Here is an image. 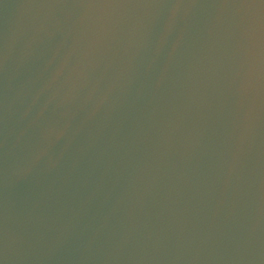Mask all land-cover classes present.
I'll return each mask as SVG.
<instances>
[{
	"label": "water",
	"instance_id": "water-1",
	"mask_svg": "<svg viewBox=\"0 0 264 264\" xmlns=\"http://www.w3.org/2000/svg\"><path fill=\"white\" fill-rule=\"evenodd\" d=\"M0 264H264V0H0Z\"/></svg>",
	"mask_w": 264,
	"mask_h": 264
}]
</instances>
